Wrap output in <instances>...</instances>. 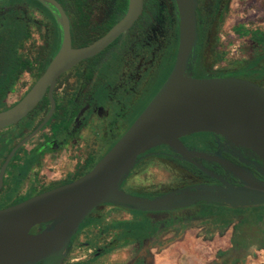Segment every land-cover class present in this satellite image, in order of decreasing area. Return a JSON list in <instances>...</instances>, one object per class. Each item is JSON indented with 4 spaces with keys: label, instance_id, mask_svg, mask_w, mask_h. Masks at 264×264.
Listing matches in <instances>:
<instances>
[{
    "label": "flooded vegetation",
    "instance_id": "obj_1",
    "mask_svg": "<svg viewBox=\"0 0 264 264\" xmlns=\"http://www.w3.org/2000/svg\"><path fill=\"white\" fill-rule=\"evenodd\" d=\"M185 2L143 0L125 31L73 63L27 115L0 128V210L78 180L115 146L174 69ZM131 5L0 0V113L30 94L66 42L73 50L102 42ZM196 20L186 74L264 88V0H197ZM179 140L186 154L169 144L147 150L119 186L139 198H169L167 209L103 203L73 235L63 264H250L264 253V203L196 196L243 187L231 167L264 181V157L218 132Z\"/></svg>",
    "mask_w": 264,
    "mask_h": 264
},
{
    "label": "water",
    "instance_id": "obj_2",
    "mask_svg": "<svg viewBox=\"0 0 264 264\" xmlns=\"http://www.w3.org/2000/svg\"><path fill=\"white\" fill-rule=\"evenodd\" d=\"M142 3L132 0L126 18L102 42L80 50H73L70 41L66 42L30 94L0 113V128L27 115L73 63L125 31L138 17ZM196 7L197 0L183 4L180 51L167 82L95 167L70 184L0 210V264H63L73 235L103 203L128 204L148 211L167 209L169 198L149 200L119 188L139 155L158 145L169 144L186 154L180 137L213 131L253 147L264 157V88L240 78H194L186 74L198 43ZM230 169L242 179L243 187L208 189L197 198L240 206L264 203V181L245 169ZM43 223H49L43 233H31Z\"/></svg>",
    "mask_w": 264,
    "mask_h": 264
},
{
    "label": "rangeland",
    "instance_id": "obj_3",
    "mask_svg": "<svg viewBox=\"0 0 264 264\" xmlns=\"http://www.w3.org/2000/svg\"><path fill=\"white\" fill-rule=\"evenodd\" d=\"M158 85H160V82L158 83ZM250 264H264V253H261L257 260H251Z\"/></svg>",
    "mask_w": 264,
    "mask_h": 264
}]
</instances>
